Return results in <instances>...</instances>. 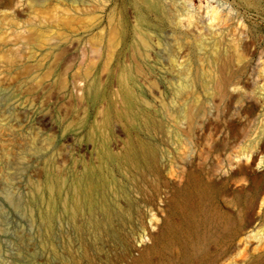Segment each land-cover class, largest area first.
<instances>
[{
	"label": "rangeland",
	"instance_id": "1",
	"mask_svg": "<svg viewBox=\"0 0 264 264\" xmlns=\"http://www.w3.org/2000/svg\"><path fill=\"white\" fill-rule=\"evenodd\" d=\"M135 1L0 0V264H264V0Z\"/></svg>",
	"mask_w": 264,
	"mask_h": 264
},
{
	"label": "bare ground",
	"instance_id": "2",
	"mask_svg": "<svg viewBox=\"0 0 264 264\" xmlns=\"http://www.w3.org/2000/svg\"><path fill=\"white\" fill-rule=\"evenodd\" d=\"M208 1V6H207V8H208V12H209V16H210V18H212V17H214L215 16V14L217 13V11H216V8H213L210 4H209V0H207ZM135 3H136V5L137 6H139V5H144L147 9H151V10H157V11H159L160 12V14H161V17L164 19V20H166V21H171L172 22V16H171V10H170V8L168 7V6H166V5H164L163 3L161 4L160 2H157V0H136L135 1ZM187 8H189V12H191L190 11V9H193V7L191 6V4L190 3H188L187 4ZM185 15H188V14H185ZM170 22V23H171ZM180 28H182L181 26H180ZM142 30H145V29H143L142 28ZM140 28H136V36H137V40L135 41V44H134V49L135 48H137V49H139V50H141V52H145L149 47L148 46H150L149 44H148V40H147V37H146V35L145 34H143V31H142ZM151 48V47H150ZM136 50V49H135ZM138 51V50H137ZM139 52V51H138ZM140 54V53H139ZM212 60V59H211ZM209 62H210V60H209ZM208 63V62H207ZM212 63V62H211ZM198 64V63H197ZM198 65H200V64H198ZM204 65V64H203ZM210 64H208V67H209V69H211V67L209 66ZM187 66V65H186ZM185 66V67H186ZM191 65H189V67H190ZM196 66V65H195ZM198 67V66H197ZM196 67V68H197ZM201 67H202V64H201ZM215 67V66H214ZM213 67V68H214ZM220 67V66H219ZM187 68V67H186ZM191 68V67H190ZM189 68V69H190ZM185 68H183V70H184ZM199 69L200 70H202L200 67H199ZM186 70V69H185ZM191 70V69H190ZM213 69H211L210 71L211 72H213L212 71ZM218 70V69H217ZM216 70V71H217ZM203 71V70H202ZM209 71V70H208ZM214 71H215V69H214ZM215 71V72H216ZM190 72V71H189ZM214 72V73H215ZM188 73V72H187ZM186 73V74H187ZM207 72H204V74H206ZM218 73V72H217ZM186 74L185 75H183L184 77L186 76ZM196 74V73H195ZM202 74V73H201ZM209 74V73H208ZM220 74V73H219ZM187 75H189V73L187 74ZM209 75H211V74H209ZM213 75V74H212ZM90 75H88V76H86V78H91V77H89ZM192 77L194 76V75H191ZM214 76V75H213ZM213 76H211V77H213ZM220 76L222 77V75L220 74ZM93 77V76H92ZM183 77V79H185L184 81H186V79H187V77L188 76H186V78H184ZM210 77V76H209ZM210 77V78H211ZM219 77L218 75H217V78H216V76L214 77L215 78V81H216V85H218V86H220L222 83H224V78L222 77ZM205 78H207V79H209L208 77H205ZM190 79H191V77H190ZM203 79V78H202ZM196 80V79H195ZM209 80H211V79H209ZM207 81V80H206ZM205 81V82H206ZM192 84H194V83H192ZM211 84V83H210ZM209 84V85H210ZM214 84V83H213ZM208 85V84H207ZM206 85V86H207ZM215 85V86H216ZM224 85V84H223ZM189 87H190V85H188ZM205 86V85H204ZM205 86V87H206ZM224 86H226V85H224ZM210 88V87H209ZM212 88V87H211ZM222 88V87H221ZM221 88H219V89H221ZM136 89V88H135ZM187 89V88H186ZM219 89H218V91H219ZM182 90H184V89H182ZM212 90H213V88H212ZM222 90V89H221ZM136 91V90H135ZM190 91V90H189ZM208 91V90H207ZM130 91H127V96H128V98L130 97V100L131 101H133L134 100V97H133V95H131L130 93H129ZM194 92V91H193ZM192 92V93H193ZM209 92V91H208ZM216 92H217V90H216ZM178 93V92H177ZM219 93V92H218ZM188 94V93H187ZM186 93H184V95H187ZM220 94H221V92H220ZM186 97V96H185ZM179 98V97H178ZM148 103V102H147ZM167 115H169V113L167 112ZM168 117H170V115L168 116ZM167 117V118H168ZM126 121V120H125ZM138 122V121H137ZM51 220V219H50ZM162 226L163 225H161L160 227H159V229H158V231L154 234V233H151L150 234V236H151V238H155V237H158L159 236V234L161 233L160 232V230H161V228H162Z\"/></svg>",
	"mask_w": 264,
	"mask_h": 264
},
{
	"label": "water",
	"instance_id": "3",
	"mask_svg": "<svg viewBox=\"0 0 264 264\" xmlns=\"http://www.w3.org/2000/svg\"><path fill=\"white\" fill-rule=\"evenodd\" d=\"M186 185H187V183L185 184V186H186ZM161 225H163L162 228H161V230H160V232L162 233V232L166 229V227H167V221L164 220V221L162 222ZM161 225H160V226H161ZM160 226H159V227H160ZM154 234H155V233H154ZM158 237H159V236H158ZM158 237L152 238L154 244L157 243Z\"/></svg>",
	"mask_w": 264,
	"mask_h": 264
}]
</instances>
